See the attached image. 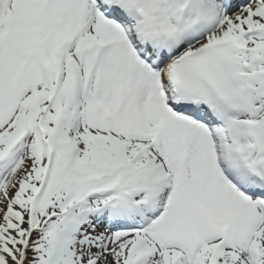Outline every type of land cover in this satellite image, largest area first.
Segmentation results:
<instances>
[{"label":"snow or ice","instance_id":"1","mask_svg":"<svg viewBox=\"0 0 264 264\" xmlns=\"http://www.w3.org/2000/svg\"><path fill=\"white\" fill-rule=\"evenodd\" d=\"M0 264H264V0H0Z\"/></svg>","mask_w":264,"mask_h":264}]
</instances>
